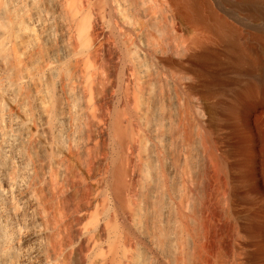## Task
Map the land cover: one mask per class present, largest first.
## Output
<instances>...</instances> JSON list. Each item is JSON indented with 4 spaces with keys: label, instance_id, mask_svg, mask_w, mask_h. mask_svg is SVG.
I'll list each match as a JSON object with an SVG mask.
<instances>
[{
    "label": "bare ground",
    "instance_id": "1",
    "mask_svg": "<svg viewBox=\"0 0 264 264\" xmlns=\"http://www.w3.org/2000/svg\"><path fill=\"white\" fill-rule=\"evenodd\" d=\"M257 105L264 0H0V264H264L220 123Z\"/></svg>",
    "mask_w": 264,
    "mask_h": 264
},
{
    "label": "rangeland",
    "instance_id": "2",
    "mask_svg": "<svg viewBox=\"0 0 264 264\" xmlns=\"http://www.w3.org/2000/svg\"><path fill=\"white\" fill-rule=\"evenodd\" d=\"M220 13L225 15V7ZM251 81L255 83L254 79ZM220 117L225 149L230 156L225 168L228 185L237 199L257 208L258 217L264 220V110L257 105L232 114L231 134H227L228 112L223 111Z\"/></svg>",
    "mask_w": 264,
    "mask_h": 264
}]
</instances>
